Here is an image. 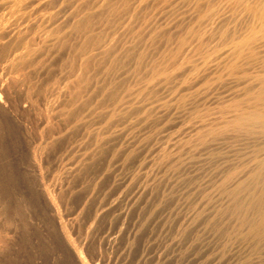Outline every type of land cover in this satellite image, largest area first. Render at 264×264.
<instances>
[{"label":"rangeland","instance_id":"1","mask_svg":"<svg viewBox=\"0 0 264 264\" xmlns=\"http://www.w3.org/2000/svg\"><path fill=\"white\" fill-rule=\"evenodd\" d=\"M263 224L264 0H0V264H264Z\"/></svg>","mask_w":264,"mask_h":264},{"label":"bare ground","instance_id":"2","mask_svg":"<svg viewBox=\"0 0 264 264\" xmlns=\"http://www.w3.org/2000/svg\"><path fill=\"white\" fill-rule=\"evenodd\" d=\"M249 118V117H248ZM252 118V117H251ZM263 123V122H262ZM243 124V123H242ZM47 194V193H46ZM47 197H48V194L46 195ZM51 204V203H50ZM54 208V207H53ZM262 221V220H261ZM263 226H264V224H263ZM258 234V233H257ZM264 234V233H263ZM67 239V238H66ZM70 243V242H69ZM71 245V244H70ZM77 258H78V260H79V262H80V264H82V261H81V259H80V257L78 256V254H77Z\"/></svg>","mask_w":264,"mask_h":264}]
</instances>
